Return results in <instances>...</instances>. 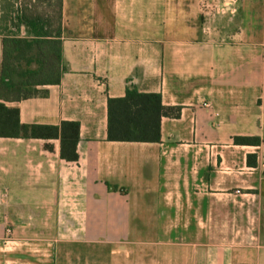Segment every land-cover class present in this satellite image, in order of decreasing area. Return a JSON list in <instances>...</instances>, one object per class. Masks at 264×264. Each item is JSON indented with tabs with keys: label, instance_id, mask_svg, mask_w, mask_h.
<instances>
[{
	"label": "crops",
	"instance_id": "0c3cea01",
	"mask_svg": "<svg viewBox=\"0 0 264 264\" xmlns=\"http://www.w3.org/2000/svg\"><path fill=\"white\" fill-rule=\"evenodd\" d=\"M61 40V82L6 104L78 122V160L0 138V264H264V0H63ZM129 87L180 108L160 142L108 140Z\"/></svg>",
	"mask_w": 264,
	"mask_h": 264
},
{
	"label": "trees",
	"instance_id": "16d2710c",
	"mask_svg": "<svg viewBox=\"0 0 264 264\" xmlns=\"http://www.w3.org/2000/svg\"><path fill=\"white\" fill-rule=\"evenodd\" d=\"M3 1L7 14L1 18L2 64L0 71V138L59 139L61 157L77 161L80 140L78 122L65 121L60 126L22 124L17 107L7 102H19L41 94L39 87L58 85L66 68L62 65L63 0ZM55 4L56 14L40 11L37 2ZM9 26L16 28L9 31ZM24 26L27 37H21ZM180 108H167L157 93H140L129 87L122 98L108 99V140L121 142H160L161 118ZM239 145H260L259 137H236ZM249 164L252 156H249ZM116 189V187H114Z\"/></svg>",
	"mask_w": 264,
	"mask_h": 264
},
{
	"label": "rangeland",
	"instance_id": "374dc122",
	"mask_svg": "<svg viewBox=\"0 0 264 264\" xmlns=\"http://www.w3.org/2000/svg\"><path fill=\"white\" fill-rule=\"evenodd\" d=\"M30 1V0H28ZM30 4H33V2L31 1ZM39 6V10L40 11H47L50 15H55L56 14V7L55 4L52 3L51 5L48 2H37L36 3ZM71 254H73V250L71 249ZM79 253V251H76ZM73 263V261H71Z\"/></svg>",
	"mask_w": 264,
	"mask_h": 264
}]
</instances>
